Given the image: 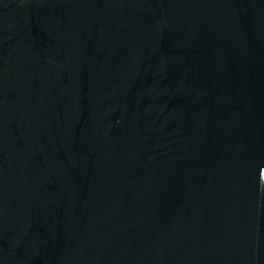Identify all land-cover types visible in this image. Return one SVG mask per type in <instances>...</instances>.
I'll list each match as a JSON object with an SVG mask.
<instances>
[{"label": "water", "instance_id": "water-1", "mask_svg": "<svg viewBox=\"0 0 264 264\" xmlns=\"http://www.w3.org/2000/svg\"><path fill=\"white\" fill-rule=\"evenodd\" d=\"M0 264H264V0H0Z\"/></svg>", "mask_w": 264, "mask_h": 264}]
</instances>
